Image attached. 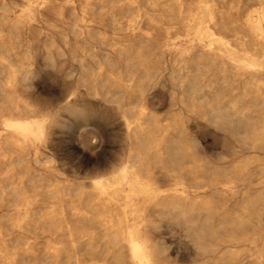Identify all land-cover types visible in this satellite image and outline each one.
I'll return each mask as SVG.
<instances>
[{
  "label": "bare ground",
  "instance_id": "6f19581e",
  "mask_svg": "<svg viewBox=\"0 0 264 264\" xmlns=\"http://www.w3.org/2000/svg\"><path fill=\"white\" fill-rule=\"evenodd\" d=\"M227 1L0 0V105L33 113L0 115V220L34 229L40 254L31 262L165 264L155 230L162 219L182 227L196 253L217 264H233L241 241H250L243 245L249 254L264 251V165H236L238 175L220 180V171L202 172L185 132L188 122L203 120L264 149V0H253L260 7L242 18L243 0ZM170 24L186 28V37L170 43ZM230 30L234 38L224 34ZM161 58L155 79L153 63ZM57 72L72 78L78 100L107 95L105 114H97L105 124L113 111L124 119V156L109 175L73 181L56 159L53 112L35 115L23 101L7 103L29 79ZM157 85L179 111L163 131L169 162L155 166L149 154L157 134L147 122ZM77 99L63 106L74 111ZM246 185L259 187L243 192L235 215L231 194ZM251 223L258 225L252 236L236 239Z\"/></svg>",
  "mask_w": 264,
  "mask_h": 264
},
{
  "label": "rangeland",
  "instance_id": "374dc122",
  "mask_svg": "<svg viewBox=\"0 0 264 264\" xmlns=\"http://www.w3.org/2000/svg\"><path fill=\"white\" fill-rule=\"evenodd\" d=\"M229 1L230 0L227 1L228 5L231 2ZM242 3L246 4V8L241 10L239 14L240 18L245 17L246 11H252L253 9H258L260 7L259 4L253 0H243ZM201 13L203 14V12ZM203 18H206L205 14H203ZM167 26H171L170 28L172 29L170 32L172 37L170 43H174L179 39H184L188 34V30L184 27L171 24ZM236 29L237 31H240L237 32L239 35L245 33L243 29ZM235 33L236 31L234 32V30L224 32V34L229 38H234L233 36ZM245 39H250V35L245 34ZM164 52L166 56L169 55L168 47L164 48ZM163 61L164 59L161 58L160 60L156 59L153 63L152 75L155 79L161 76V71L164 67L162 65ZM67 66H69L68 62L64 61L62 67L66 68ZM51 75H36L29 79L25 82L28 85L23 84L21 89L16 94L8 97L9 99H7V103L23 101L35 109V115H39L47 111H51V113L53 112L52 116L58 125L55 133L56 146L54 148L56 152V159L60 164H62L64 169L71 170L68 172L72 174L73 181L79 180L87 182L93 177L109 175L120 166L124 156V119H122L120 116V112L118 114V111H109L111 114L112 123L109 122L105 124V120H103L105 118L102 116L105 114V108L103 105L105 101L102 98L107 95L103 93L97 95L90 93L84 95L82 100H78V96L74 93V90L71 86L72 78L70 79V77H65L62 72H57L52 76ZM163 78L165 79L166 84L170 86L171 84L169 75L164 74ZM33 86L34 88H32ZM83 89L84 91L87 90L86 88ZM151 90V97L155 104V107L152 108L155 109L151 108L153 117L148 119L147 124L152 128L153 131H155L157 135L156 138L151 139L152 151L149 154V157L150 162H152V164L155 166H157L159 162H161V165H166L169 162V159L167 158V150L170 147V139L169 135H166L163 132L164 126L173 122V116L174 114L178 113L179 109L178 107H174L172 109L168 106L169 100L167 95L164 93V87L157 85ZM2 98L4 97L1 95L0 91V99ZM76 99L77 103L75 105L74 111L67 110L63 106L66 102L75 101ZM154 100H158V102ZM9 105L10 104L5 106L0 105V115L16 117L19 115H33V113L27 112L22 107L19 111H17L13 108H10ZM165 106L167 107V110L165 109ZM61 107L63 109H61ZM101 112L102 117L99 118L97 114H101ZM132 114L130 113L131 116ZM117 115L118 117H116ZM100 120H102L103 124L100 122ZM115 121L117 122L115 123ZM107 125H109V127ZM179 125H182L181 121ZM206 126L207 125L203 120H200L197 123L191 121L188 122L187 128L185 129L188 142L192 143V146L194 145L193 155L195 159L198 160L202 165V172H211L212 170L220 171L219 177L220 180H222L223 174L225 173L233 177L238 175V172H235L236 165H246L253 167L258 165V163L264 165V149L261 148L260 150L259 147H257V149H250L243 143L239 144L240 142L232 135L224 134L222 130H218L212 126H209V128ZM56 141L58 143H56ZM160 149L162 152H160ZM222 170H228L230 172H221ZM257 187L259 186H241L238 193L231 194L232 203L234 204V213H236L235 215L238 214L237 207L244 196L243 192L246 193L247 191V194L252 193V191ZM260 187L263 188V185H260ZM263 214L264 211L262 212V215ZM260 221H262L260 225L264 228V215L260 218ZM158 226L155 229L156 236L159 237H156V241L158 246L160 245V257L165 261V264H217V259L213 255L200 256L196 253L197 251L190 246V243H188V239L185 237V231L182 229V227L173 223H169L167 219H162L160 221V225ZM255 226V223H251L248 224L242 232L239 230L236 231V239H245L244 236L246 234L247 236L245 237H251L252 231L258 229V225L256 227ZM36 236L37 234L34 229L27 227L26 223L21 222L17 218L0 220V264H29V262L31 264H36L35 262H31L38 259L40 254L39 248L37 247L38 245ZM245 244H250V241H241L238 244L240 246L237 247L235 250L236 252L233 254V264H254L253 260L255 258H258L264 262V251L253 255L249 254L243 250V245ZM23 260H25L26 263Z\"/></svg>",
  "mask_w": 264,
  "mask_h": 264
}]
</instances>
